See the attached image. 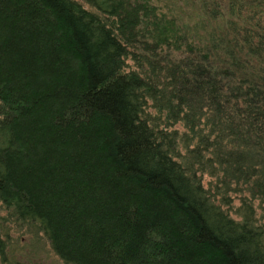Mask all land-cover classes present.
Wrapping results in <instances>:
<instances>
[{"label":"trees","instance_id":"trees-1","mask_svg":"<svg viewBox=\"0 0 264 264\" xmlns=\"http://www.w3.org/2000/svg\"><path fill=\"white\" fill-rule=\"evenodd\" d=\"M185 1L0 0L1 262L264 264V0Z\"/></svg>","mask_w":264,"mask_h":264},{"label":"rangeland","instance_id":"rangeland-1","mask_svg":"<svg viewBox=\"0 0 264 264\" xmlns=\"http://www.w3.org/2000/svg\"><path fill=\"white\" fill-rule=\"evenodd\" d=\"M182 9L192 10V6L178 0ZM186 4V6H184ZM11 236L10 246L6 261L0 264H65L56 256L49 240H47L41 229L32 228L35 234H30L27 229L18 230L16 227H7Z\"/></svg>","mask_w":264,"mask_h":264}]
</instances>
